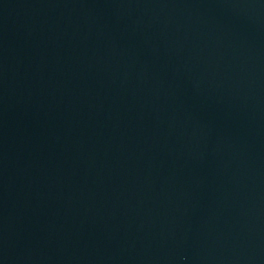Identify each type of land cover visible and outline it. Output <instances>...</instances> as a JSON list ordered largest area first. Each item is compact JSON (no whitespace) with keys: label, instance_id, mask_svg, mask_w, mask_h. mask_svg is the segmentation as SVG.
I'll return each instance as SVG.
<instances>
[{"label":"water","instance_id":"95a60500","mask_svg":"<svg viewBox=\"0 0 264 264\" xmlns=\"http://www.w3.org/2000/svg\"><path fill=\"white\" fill-rule=\"evenodd\" d=\"M0 264H264V0H0Z\"/></svg>","mask_w":264,"mask_h":264}]
</instances>
